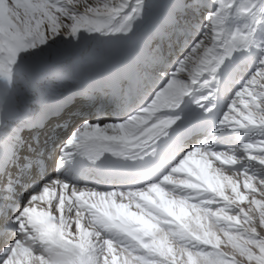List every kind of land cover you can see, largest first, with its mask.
<instances>
[{
  "label": "snow or ice",
  "instance_id": "6c2138e0",
  "mask_svg": "<svg viewBox=\"0 0 264 264\" xmlns=\"http://www.w3.org/2000/svg\"><path fill=\"white\" fill-rule=\"evenodd\" d=\"M215 3L202 38L186 46L151 99L122 121L101 125L84 119L60 159L63 164L78 152L93 164L102 157V162L120 163L105 157L110 153L147 170L156 165L152 157L159 148V170L167 168L165 174L143 187L110 191L80 190L57 178L39 195L21 193L19 203L0 197V264H264V177L244 163L264 166V135L237 147L216 149L201 141L181 149L179 139L205 121L195 113L168 111L181 109L187 95L207 87L194 102L211 112L218 94L223 102L231 87L234 61L246 59L237 53L252 46L254 27H227L236 0ZM185 7V0H0V174L17 163L15 147L27 126L20 121L28 113L57 114L78 101L70 116L84 115L82 108L127 104L149 70L165 63L161 44L186 31L177 15ZM125 8L131 10L120 24L109 27ZM238 11L256 20L264 7L240 5ZM97 32L122 34L129 38V50L90 47L85 34ZM257 47L256 66L228 99L217 130L264 132V45ZM181 73L186 75L179 78ZM21 82L27 87L18 93L21 108L13 111L6 102ZM181 120L185 126L176 134L177 143L170 138L150 147L169 137ZM38 201H47L48 209L38 210ZM222 222L231 255L220 250L221 236L213 231Z\"/></svg>",
  "mask_w": 264,
  "mask_h": 264
},
{
  "label": "bare ground",
  "instance_id": "6f19581e",
  "mask_svg": "<svg viewBox=\"0 0 264 264\" xmlns=\"http://www.w3.org/2000/svg\"><path fill=\"white\" fill-rule=\"evenodd\" d=\"M131 1H129L130 4H131ZM89 2L90 3H95L96 0H89ZM103 2H105V0H100L101 4ZM185 4H186L185 9L183 11H180V12H185L187 7L191 8L192 5H193V0H191L190 2H186V0H185ZM130 10H131L130 8H125L124 12H122L119 16H117L116 18H114L111 21L109 27H117L120 24V22H121V20L123 18V15L126 12H129ZM209 12H210V10H208L205 13V15L201 16V17H203L204 23H206V24L208 23L207 16H208ZM191 18L193 20H195V21L198 20V16L197 15H194ZM68 22L69 21H65V23H68ZM106 31H107V29L103 30V32H106ZM103 32H97V33H92V34H87L86 33L85 35L88 36V41H87L88 45L90 47H95L97 49L107 50V51H114V52H125L126 53L129 50V38L124 37L122 34H108V35H105V34H103ZM254 34L255 33H253V35ZM263 37H264V32L263 31L257 32L255 34V36L253 37V43H252V46L250 47V50L251 49H255V51L257 53L258 52L257 45H261V43L263 41ZM200 38H202V36H200ZM165 46L166 45H164L162 47H165ZM250 50H245L242 53H237V56L243 55L246 59L242 60V61H244V63L240 59H236L234 61L233 69H236V70H235V72L233 70V80H232V84H231L230 89L227 92L223 93V97H224L223 102L225 101L226 98H228L230 95H232L231 94L232 87L235 85L234 79L236 77V73H238L239 68L240 69L244 68L246 66L248 60L252 59V53H251ZM166 52H168V50H166ZM29 55H31L30 52L21 54L22 57H27ZM177 57H180V55H179V53L175 52V59H177ZM161 66H163V64L155 66L152 69L157 71L159 69V67H161ZM184 75H186V73L179 74V78H182ZM149 76H151L150 71H149ZM205 78H208V77L206 76ZM234 88H235V86H234ZM22 90H24V88L21 89V87L18 84L13 85L12 94L9 96V98H8V100L6 102V107L8 109L16 111L17 109L21 108V97L19 96L18 93H19V91H22ZM207 91H208V88L206 87V88L199 89V90L191 92L189 95H187L184 98V103L181 106V109H171V110H168V111L172 115H182V116H184V115L187 114V112L198 114L199 117L203 118L205 123H203L202 125H199L195 132L204 130L206 132L204 137H206V138L207 137H209V138L216 137L217 141L212 144V146L214 148H216V149L227 148L228 146L225 147L223 143L224 142H229L230 143V141L232 139H233L232 145H235L237 143L241 144L242 142L248 141V140L254 138L255 136H257L256 132H249V131H243V130H232V129L227 128V127L220 128L219 130H217L218 129V122H219V120H220V118H221V116L223 114V110H224V109L221 108L222 107L221 104L223 102H221V100L219 98V94H218V98L217 99L220 100V106L217 107V103L215 101V107L209 113H205L204 109L201 108L200 106H198L194 102L199 96H201L202 94H204ZM150 95H151V93H150L149 85L146 86V87H144L142 85L141 88L132 96L131 100L127 104H125L123 102H118V103H115V105H116L118 111L123 112V117L122 118H125L127 115H129V110L134 111L135 107H139V106H141V104L147 103L148 100H150ZM78 105H79L78 103L70 105L68 108H65L63 111H61V112H59L57 114H49V115L54 116V117L63 118L65 120V123H66L65 125L69 126V128H73V131H75L77 129V126L74 127L73 123H74V121L76 119V115L70 116V113L74 112L73 109L78 107ZM86 109L89 112V114H88V119L89 120L92 119V118H96L97 114H99V117H97L98 118V122H94L93 121V123H100L101 125H103V124H106V123L122 121V119L120 120V119H117V118H115L114 120L112 118L109 119V117H107L106 113L103 111V108L97 109L95 106H93V107L86 108ZM90 112L92 113L91 114L92 116H90ZM33 114H34V112L28 113L27 114V118H29L30 116L32 117ZM208 114H212V117L208 118V116H207ZM104 116H106V117H104ZM22 121H25V120L22 118L20 122L22 123ZM25 122H27V120ZM184 126H185V121L184 120L179 121L174 128L169 130V136L174 134V133H177L178 130L179 131H183ZM166 138L167 137H161L160 140L156 141V144L150 145V147L156 146L157 144L161 143ZM27 139L32 141L31 135H28ZM257 139H258V137H257ZM203 140H204V138L202 139V141ZM193 143L194 142L187 143L185 146H183V149H186L187 147L193 146L194 145ZM198 143H200V142H198ZM255 147L258 148V146H255ZM0 153H2V150H0ZM25 154L29 155V153L27 151L25 152ZM4 158L6 159L7 157L5 156ZM16 159H17V163L16 164L10 165L5 173L0 174V197H6L7 193H10V196L19 195V194H14V191H15V189H17V186H19V180H18L19 174H21V173L24 174L23 172H21V168L22 167H24V168L28 167L31 164L32 160H33V156H30L28 159H25L23 157L16 158ZM251 162L255 166H260L256 162H253V161H251ZM55 164H56L55 160H49L48 161L49 172L52 175V172L55 171L56 172L55 176H52L47 181H45L44 179L41 178L42 176H41L40 172H37V173L33 174L32 179L27 180L26 183L28 185H30V182L34 181V186L33 187H29V191L27 193H24V194L25 195H27V194L39 195L41 193L42 188H43V186L45 184L52 185L53 182L57 180V178H59L61 180H68L67 176H64V174L62 172L58 171V169H61L62 166H60V168L58 167L57 170H55ZM171 166H173V165L170 164L167 167L170 168ZM262 167H264V166H262ZM166 171H167V168H165V170L161 173V176L163 174H165ZM231 171L232 170L229 169V174H231ZM241 179H243V178L241 177ZM150 182H155V181H146L141 187H143L146 183H150ZM38 183H40V186L37 187ZM74 184H76V187L78 189L85 190V191H87V189H96L97 191H110L111 190L110 188L119 187L117 185L103 186V184L100 181L97 182L95 180H92L90 178V174H88V173H87V177L84 179V181L82 183L78 182V183H74ZM126 187H134V186L132 184H128ZM137 187H139V186H137ZM121 188H124V187H121ZM59 193H60V188L57 187L56 188V195L58 196ZM68 194L69 195L71 194V187L68 190ZM5 202H7V200ZM19 202L20 201L18 200L17 203H19ZM52 203L53 204L56 203L55 197H53ZM37 207H38V210H40V209H48L49 205H48L47 201H44V202L38 201L37 202ZM132 210L136 211L134 205L132 207ZM11 214H14V213H12V211H10V215ZM53 215L56 216V215H59V213L53 212ZM86 219H87V216H86ZM221 224L217 225L216 227H214L213 231H216V232L222 231L223 226ZM223 243L224 244H228L227 241H225ZM0 244H2V241H0ZM228 246L231 247L230 244H228ZM176 247H179V245H176ZM184 259H186V256L184 257Z\"/></svg>",
  "mask_w": 264,
  "mask_h": 264
},
{
  "label": "rangeland",
  "instance_id": "374dc122",
  "mask_svg": "<svg viewBox=\"0 0 264 264\" xmlns=\"http://www.w3.org/2000/svg\"><path fill=\"white\" fill-rule=\"evenodd\" d=\"M129 1H131V0H129ZM191 1V0H190ZM190 1H187L186 0V2H190ZM108 2L109 3H115L116 2V0H108ZM194 0H193V4H194ZM214 2H215V0H214ZM264 1L263 0H236V4H235V6H233L232 8H230L229 10H228V19L230 20L231 19V15L232 14H235V13H238L240 16H242V17H244V20L242 21H240V23H242L241 24V26L240 27H238V28H241V29H244V30H247V27H254L255 28V31L254 32H258L257 31V29H258V27L261 25V23L263 22L262 21V18L264 17V13H258V15L259 16H257V18H256V20H254L253 19V17L252 16H250L249 14H247V13H241V12H239L238 11V7L240 6V5H245V6H248V5H255L256 6V8L257 9H259L260 7H264ZM203 6L204 5H199L198 4V7H197V9H201V8H203ZM216 7H217V5H216ZM188 8V7H187ZM190 8V7H189ZM192 8V7H191ZM207 8H205L204 10H205V13L208 11V10H206ZM235 11V12H234ZM205 15V14H204ZM237 27L236 26H233L232 25V29L231 30H234V29H236ZM205 32V31H204ZM203 34V33H202ZM264 41V40H263ZM88 43V42H87ZM262 45H264V43L262 44ZM251 51V53H252V49L250 50ZM181 52V51H180ZM253 54V53H252ZM178 58V57H177ZM249 74H251V72L250 73H248L247 75H242V77L243 78H241V80H239L238 81V83L239 84H242L243 82H244V80L246 81L247 79H248V77L250 76ZM22 83V85H23V82H21ZM241 86V85H240ZM238 90V89H237ZM234 92H235V90L234 91H232L231 92V96L229 97V98H227V100H226V102H225V104H224V110H223V112L226 110V107H227V101H228V99H230L232 96H233V94H234ZM226 106V107H225ZM222 113V112H221ZM92 116V115H91ZM97 117H99V114H97ZM92 118V119H90L92 122L94 121V122H98V118ZM77 125V124H76ZM76 125H74V127H76ZM71 131L73 130V128H71L70 129ZM256 133H257V135H264V132H261L260 130H257L256 131ZM209 138V137H208ZM258 139H260L259 137H258ZM202 140V139H201ZM200 142V141H199ZM198 143V142H197ZM196 142H195V144H197ZM194 144V143H193ZM194 144V145H195ZM225 147H226V145H224ZM258 146V145H257ZM233 147H235V145H233ZM259 147V146H258ZM228 148V147H227ZM241 155H243V153L241 152L240 153ZM245 164H247L248 166H249V171L250 172H252V173H254L255 175H257V176H261V177H264V167H262V166H255V165H253V163L251 162V161H245L244 162ZM256 198L257 199H260L261 197L259 196V194H257V196H256ZM245 206H247V204H245ZM222 226H223V229H222V231H220V232H217V234L218 235H220L221 236V240H222V244H221V249L220 250H222V251H224L226 254H229V255H231V254H233V252H234V250L230 247V246H228V244H224L223 242H225V241H227V238L226 237H224L223 236V230L225 229V225L223 224V222H222V224H221ZM216 227V226H215ZM258 230H260V229H258ZM218 231V230H217ZM238 259H241V258H239L238 257Z\"/></svg>",
  "mask_w": 264,
  "mask_h": 264
}]
</instances>
